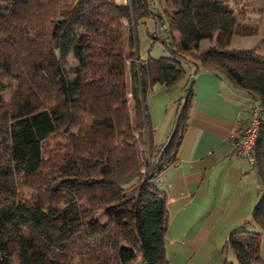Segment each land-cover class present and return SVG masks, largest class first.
Returning <instances> with one entry per match:
<instances>
[{
    "label": "trees",
    "instance_id": "1",
    "mask_svg": "<svg viewBox=\"0 0 264 264\" xmlns=\"http://www.w3.org/2000/svg\"><path fill=\"white\" fill-rule=\"evenodd\" d=\"M159 1L161 8L150 0H0V264H169L167 197L157 182L188 124L189 79L210 70L264 107V51L231 46L264 33V8ZM255 12L262 19L245 20ZM148 17L151 41L168 56L139 58L135 28ZM160 22L177 31L168 43L156 36ZM183 78L190 82L173 131L155 145L146 99L155 85ZM260 123L252 152L259 195L247 227L225 241L235 261L221 264H264ZM56 137L65 140L46 153ZM60 190L70 193L56 200Z\"/></svg>",
    "mask_w": 264,
    "mask_h": 264
},
{
    "label": "crops",
    "instance_id": "2",
    "mask_svg": "<svg viewBox=\"0 0 264 264\" xmlns=\"http://www.w3.org/2000/svg\"><path fill=\"white\" fill-rule=\"evenodd\" d=\"M149 4L157 5L155 0ZM189 80L194 98L188 124L175 161L157 182L167 197L166 257L169 264H220L225 241L232 231L247 227L259 195L255 168L236 153L232 138L246 125L252 100L210 70ZM187 82L183 78L170 88L157 84L148 95L153 144L165 143L173 131L177 100Z\"/></svg>",
    "mask_w": 264,
    "mask_h": 264
},
{
    "label": "rangeland",
    "instance_id": "3",
    "mask_svg": "<svg viewBox=\"0 0 264 264\" xmlns=\"http://www.w3.org/2000/svg\"><path fill=\"white\" fill-rule=\"evenodd\" d=\"M116 1H119V0H116ZM155 1L157 3V7L161 8L160 1L159 0H155ZM248 2H249L248 7L250 6V7L258 8V9L264 8V0H248ZM258 16H259L258 13L255 12L251 14L245 20L251 23L253 21H256L257 18H260ZM154 28H155V23L151 17L146 18L144 23L136 24L135 33H136V38H137L138 56L140 59H147L149 57L157 58L160 56L169 55L167 48L159 40H156L154 42L151 41L150 33L154 30ZM169 30L172 32V34H174L172 31V28H169ZM209 44H210L209 40L207 39L202 40L200 43V48L205 49ZM231 46L239 47V48H244V47L253 48L259 52H263L264 51V33H259L254 36L235 37ZM68 64L70 65L74 64V60L71 56L68 57ZM263 119H264V116H263ZM139 137H140L139 138L140 145L143 146L142 148L145 151L146 146L145 144L142 145L141 143L143 142L144 138L141 135ZM59 140H62L64 142L65 139L64 138L58 139V137H56L54 140H49V142L46 143V153H49L50 150L54 149L53 147L55 146V143ZM154 150L155 152H157L156 148H154ZM152 156H155L154 153ZM47 162H49V160ZM49 168H50V165H49ZM49 168H48V172H51L52 170ZM21 190L25 193H30L32 189L28 186L23 185L21 187ZM64 190H69L70 192L71 191L74 192L70 187H67ZM69 191L68 192L63 191V190L56 191L54 192V198L56 200L63 199L65 198L64 195H67L70 193ZM262 257H263V253H262ZM224 260L228 262L235 261V257L233 256V253L230 250H226L223 252V255L220 260V264ZM199 264H202V263H199Z\"/></svg>",
    "mask_w": 264,
    "mask_h": 264
},
{
    "label": "built area",
    "instance_id": "4",
    "mask_svg": "<svg viewBox=\"0 0 264 264\" xmlns=\"http://www.w3.org/2000/svg\"><path fill=\"white\" fill-rule=\"evenodd\" d=\"M156 36L163 42H169V29L163 22H160ZM263 114L264 107L257 100H252L246 125L239 133L234 134L232 137L236 153L251 165L254 164L252 152L254 145L260 137V122Z\"/></svg>",
    "mask_w": 264,
    "mask_h": 264
}]
</instances>
